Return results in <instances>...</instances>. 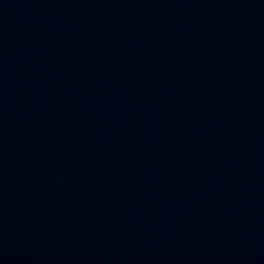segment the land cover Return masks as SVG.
Instances as JSON below:
<instances>
[{
	"label": "water",
	"instance_id": "obj_1",
	"mask_svg": "<svg viewBox=\"0 0 264 264\" xmlns=\"http://www.w3.org/2000/svg\"><path fill=\"white\" fill-rule=\"evenodd\" d=\"M0 264H264V0H0Z\"/></svg>",
	"mask_w": 264,
	"mask_h": 264
}]
</instances>
